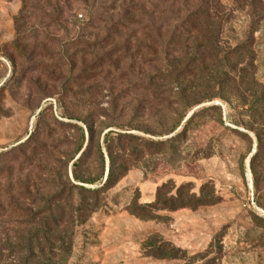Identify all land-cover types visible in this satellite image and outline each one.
Segmentation results:
<instances>
[{
    "label": "rangeland",
    "instance_id": "rangeland-1",
    "mask_svg": "<svg viewBox=\"0 0 264 264\" xmlns=\"http://www.w3.org/2000/svg\"><path fill=\"white\" fill-rule=\"evenodd\" d=\"M158 1L0 0V239L38 264H264L252 100L165 53Z\"/></svg>",
    "mask_w": 264,
    "mask_h": 264
},
{
    "label": "trees",
    "instance_id": "trees-1",
    "mask_svg": "<svg viewBox=\"0 0 264 264\" xmlns=\"http://www.w3.org/2000/svg\"><path fill=\"white\" fill-rule=\"evenodd\" d=\"M158 2L152 5L151 10L154 12L160 9V13L164 15V26L170 29L169 32L167 30L162 45L166 54L167 49L172 48L173 52L180 54L183 60L193 67L206 68L208 63L218 67L224 60L232 62L228 70L220 73L218 80L231 83L240 94L243 105H248L251 98L252 105L247 111L250 119L246 126H259L255 132L259 141L258 147L264 151V83L256 76L260 45L264 44V0ZM236 12L244 14L246 24L244 33L231 43L232 39H229V42L226 33ZM92 136L93 133L90 132V137ZM100 158L104 164L102 152ZM19 239V243H2L0 239V264H38L36 260L46 258L43 248L48 243L46 238H43L44 242L33 234ZM36 248L39 251H36ZM211 263L212 259L208 258L203 264Z\"/></svg>",
    "mask_w": 264,
    "mask_h": 264
}]
</instances>
